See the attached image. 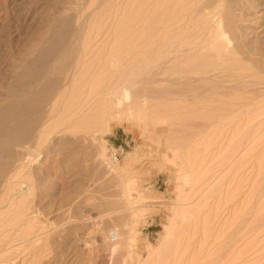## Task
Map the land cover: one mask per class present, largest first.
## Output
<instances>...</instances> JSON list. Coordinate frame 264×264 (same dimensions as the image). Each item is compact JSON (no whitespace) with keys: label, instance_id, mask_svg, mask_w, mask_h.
Masks as SVG:
<instances>
[{"label":"rangeland","instance_id":"1","mask_svg":"<svg viewBox=\"0 0 264 264\" xmlns=\"http://www.w3.org/2000/svg\"><path fill=\"white\" fill-rule=\"evenodd\" d=\"M173 249L264 264V0H0V264Z\"/></svg>","mask_w":264,"mask_h":264},{"label":"bare ground","instance_id":"2","mask_svg":"<svg viewBox=\"0 0 264 264\" xmlns=\"http://www.w3.org/2000/svg\"><path fill=\"white\" fill-rule=\"evenodd\" d=\"M218 25H220V24H218ZM222 26V25H221ZM219 27V26H218ZM219 29H221V28H219ZM218 34H219V32H217ZM220 33H222V32H220ZM217 36V35H216ZM219 37H220V39L222 40V41H226V43H231L230 42V40H228L227 39V37H226V34H220L219 35ZM218 37V38H219ZM220 40V41H221ZM215 42V41H214ZM214 42H213V44H214ZM223 44V43H222ZM220 47H221V44H220ZM226 48V47H225ZM222 50V49H221ZM217 55H219V53H217ZM221 56V55H220ZM232 59V58H231ZM121 90H123V89H121ZM119 93V92H118ZM133 99V98H132ZM117 166V165H116ZM115 167V166H114ZM113 167V168H114ZM113 168H112V170H113ZM128 196V195H127ZM135 216L137 217V216H139V213L137 212V213H135ZM135 216H133V217H135ZM135 217V218H136ZM140 217V216H139ZM179 221V216H178V213H177V211H175L174 213H173V217H172V219H171V221L169 222V225L165 228V236L163 237V239H162V241L160 242V246H162L163 244H164V242L168 239L169 240V237L172 235V233H173V225H174V223L176 222H178ZM131 228H132V226H131ZM133 228H135V227H133ZM131 231V230H130ZM129 231V233L127 234V240L125 241V243H123V241L120 239V235H118V232L117 231H113V232H115L116 233V239L114 240V241H110V239H109V241H110V246H108V247H111L110 248V250H112L113 252V254H115V253H119V247H121V249L122 250H120V252L121 251H124V250H128L131 246H132V244H133V242H134V239L132 238V232H130ZM133 231V230H132ZM124 244V245H123ZM159 246V247H160ZM123 247V248H122ZM158 250H160V248H158ZM158 250H155L154 248H152V249H150V251H149V259H151L152 257H153V255H154V253H155V251H158ZM116 255V254H115ZM178 258L179 257H177V251H176V249H173V252H172V259H174L173 260V264H175L176 263V261H179L178 260ZM122 263V262H121ZM137 264H140V263H142V262H140V260L138 259L137 260V262H136ZM178 263V262H177Z\"/></svg>","mask_w":264,"mask_h":264},{"label":"built area","instance_id":"3","mask_svg":"<svg viewBox=\"0 0 264 264\" xmlns=\"http://www.w3.org/2000/svg\"><path fill=\"white\" fill-rule=\"evenodd\" d=\"M107 158L104 160V167L106 169H112L114 166L120 163L121 157L123 155V148L121 146H115V144H111L107 147ZM110 241H114L116 239V233L111 232L109 234Z\"/></svg>","mask_w":264,"mask_h":264}]
</instances>
